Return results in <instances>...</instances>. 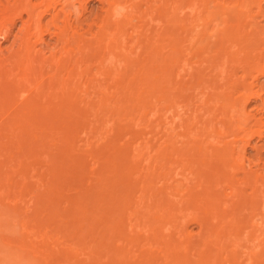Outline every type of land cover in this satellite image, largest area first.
<instances>
[{
	"label": "bare ground",
	"instance_id": "1",
	"mask_svg": "<svg viewBox=\"0 0 264 264\" xmlns=\"http://www.w3.org/2000/svg\"><path fill=\"white\" fill-rule=\"evenodd\" d=\"M32 1L0 2V40L16 18L23 30L16 50L0 48L1 117L113 119L141 108L157 119L131 147L139 194L83 218L81 264H259L264 158L253 163L246 147L264 139V116L247 112L254 100L264 110V86L254 88L264 0H96L91 19V0ZM44 34L55 42L47 56L35 49ZM140 53L155 64L142 77Z\"/></svg>",
	"mask_w": 264,
	"mask_h": 264
},
{
	"label": "rangeland",
	"instance_id": "2",
	"mask_svg": "<svg viewBox=\"0 0 264 264\" xmlns=\"http://www.w3.org/2000/svg\"><path fill=\"white\" fill-rule=\"evenodd\" d=\"M1 1L16 4V0ZM39 1L33 0L32 3ZM99 4L91 0L85 16L91 19L92 15H98ZM51 13L44 16V25L52 19ZM24 15L23 19L27 17ZM18 19L9 24V27L12 26L8 39L0 40L2 55H8L21 44L22 21ZM15 34L18 37L14 42ZM46 34L45 42H41L43 44H35V49L41 48L45 56L49 53L46 46L52 48L55 43ZM32 38L33 42L35 37ZM145 55L140 53L141 57ZM140 56L138 59L142 65L132 59L133 67L134 62L141 66L136 64L138 68L135 66L132 73L129 72L131 79L136 68L139 71L141 67H150L148 56ZM150 65L152 70L155 64ZM137 71L135 76H138ZM141 72L140 69V77ZM248 80L253 81L251 78ZM257 81L254 88L261 89L264 76H258ZM141 92L136 87L133 96ZM258 92L264 98V91ZM142 99L140 96L139 100ZM254 101L248 105L247 112L253 113L256 118L257 115L264 116L262 106L257 104L260 101ZM131 104L137 106L136 102ZM133 109L120 118L107 119L102 115L88 114L82 119L47 117L43 121L35 119L29 124L22 122L21 118L8 122L7 117L0 116V194H4L0 195V264H81L83 231L80 228L83 218L95 212L101 202L107 201L105 199L139 194L134 190L140 176L131 147L137 142L147 141L145 132L155 127L157 119L151 117L153 121H150V117L143 116L144 110ZM250 143L246 147L247 158L251 161L264 158V139L259 141L255 138ZM137 163V166H140L139 163L144 165L142 161ZM191 226L188 229L196 231L194 225ZM260 256L262 258L264 253ZM261 258L259 264H264V258Z\"/></svg>",
	"mask_w": 264,
	"mask_h": 264
}]
</instances>
